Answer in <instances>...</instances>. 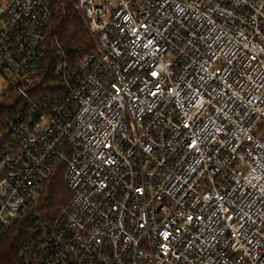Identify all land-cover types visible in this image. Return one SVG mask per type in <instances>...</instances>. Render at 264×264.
I'll return each mask as SVG.
<instances>
[{
  "label": "built area",
  "instance_id": "obj_1",
  "mask_svg": "<svg viewBox=\"0 0 264 264\" xmlns=\"http://www.w3.org/2000/svg\"><path fill=\"white\" fill-rule=\"evenodd\" d=\"M60 6L95 48L39 93ZM261 85L264 0H0V96L20 98L0 231L64 168L70 202L22 241L33 264H264ZM237 209L255 221L240 232Z\"/></svg>",
  "mask_w": 264,
  "mask_h": 264
},
{
  "label": "trees",
  "instance_id": "obj_2",
  "mask_svg": "<svg viewBox=\"0 0 264 264\" xmlns=\"http://www.w3.org/2000/svg\"><path fill=\"white\" fill-rule=\"evenodd\" d=\"M46 58L39 70L41 81L36 83L37 92L54 93L62 89L58 62L64 60L76 66L94 48L93 39L81 17L71 6H60L54 12L49 30ZM19 96H0V137L7 134L17 116ZM64 168L55 172L46 182L38 203L5 231H0V264H33L27 254L21 253L22 241L29 236L34 218L54 221L72 198L64 180Z\"/></svg>",
  "mask_w": 264,
  "mask_h": 264
},
{
  "label": "snow or ice",
  "instance_id": "obj_3",
  "mask_svg": "<svg viewBox=\"0 0 264 264\" xmlns=\"http://www.w3.org/2000/svg\"><path fill=\"white\" fill-rule=\"evenodd\" d=\"M149 43H151V41H149ZM145 46L147 47V45H145ZM245 47H246V45H245ZM233 56H234V54H233ZM251 60H256V56H252V57H251ZM151 75H152L153 77H157V76H159V73L156 72V71H153ZM261 86L264 87V85H261ZM114 87H115V86H114ZM157 87H158V86H157ZM228 87L231 88V85H229ZM117 91H119V90H117ZM197 91H198V90H197ZM152 95H156V93L153 92ZM188 126H189V125L185 124V127H188ZM196 143H197V142H196L195 140H193L192 143L189 145V147L195 148V147H196ZM106 147H110V145H106ZM249 158H251V156H250ZM206 199H207V198H206ZM218 199H219V200H223V197L220 196V197H218ZM223 207H224V206L221 205V208H223ZM224 211H225V212H228L229 209L224 208ZM227 218H228L229 220H233V219H235L236 224L239 225V227L236 229V232H240V229H244L246 223H255V221L252 220L251 216H249V215H247L246 213H244L242 209H237V210L233 213V215H230V216H228ZM188 219L191 220L192 217L189 216ZM198 219H202V218L198 217ZM178 231H179V229H177V232H178ZM240 234H241V236L244 235V233H240ZM171 235H172V233H170V232H169V233H166V234H165V239H167V238H168L169 236H171ZM249 242L251 243V241H249ZM241 247H243V245H241Z\"/></svg>",
  "mask_w": 264,
  "mask_h": 264
},
{
  "label": "rangeland",
  "instance_id": "obj_4",
  "mask_svg": "<svg viewBox=\"0 0 264 264\" xmlns=\"http://www.w3.org/2000/svg\"><path fill=\"white\" fill-rule=\"evenodd\" d=\"M60 71V70H59Z\"/></svg>",
  "mask_w": 264,
  "mask_h": 264
}]
</instances>
